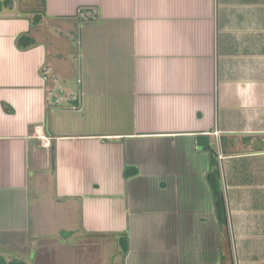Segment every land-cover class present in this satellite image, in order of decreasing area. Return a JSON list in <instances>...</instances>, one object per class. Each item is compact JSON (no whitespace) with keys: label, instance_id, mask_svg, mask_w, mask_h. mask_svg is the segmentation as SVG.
<instances>
[{"label":"crops","instance_id":"1","mask_svg":"<svg viewBox=\"0 0 264 264\" xmlns=\"http://www.w3.org/2000/svg\"><path fill=\"white\" fill-rule=\"evenodd\" d=\"M258 7L222 2L218 68L214 0H0V243L264 264V210L233 211L223 181L222 226L208 182L212 151L222 171L264 157Z\"/></svg>","mask_w":264,"mask_h":264},{"label":"rangeland","instance_id":"2","mask_svg":"<svg viewBox=\"0 0 264 264\" xmlns=\"http://www.w3.org/2000/svg\"><path fill=\"white\" fill-rule=\"evenodd\" d=\"M224 1L232 5L241 3L259 5L258 8H260V10L256 14V17L259 18V26L257 27V30L260 29L262 32L261 34L264 35V29L262 30L264 27V0H214V45L216 66L218 68L219 64L223 62L222 60L224 57L222 55H224L223 51L225 49L223 48L222 43H220L223 34L222 28L225 24L224 21L226 15L221 11L222 2L224 3ZM228 16H231L230 12L228 13ZM230 22H232L231 27L233 29H239L238 25L235 24V19L230 20ZM234 34L235 33H231L230 31L227 32L229 41L232 39ZM220 79L221 78L217 73L216 83H218ZM215 107L217 110L215 113H213V115L215 114L216 123H218L219 113L217 104ZM253 159L254 158H251V160L247 159L248 161L236 158L228 159L224 163V171H222V168H220L222 179H224L223 181L228 186V189L225 190L227 192V197L229 199L231 198L232 204L230 207L233 211L243 208L242 204L238 202V200L242 197H255L256 201L258 202V204L253 206V201H247L246 203L249 204L244 206V208L252 209L253 207H257L260 208V210H264V157L254 160ZM51 239H53V244H64V242L61 241H64V238H62L61 235H59L57 238L52 237ZM90 244L96 245L93 242ZM254 244L258 245V248H264V236L255 241ZM121 248H123V245L120 242L111 244L109 248H85L84 257L86 258L88 256L86 259L83 257L82 248H77L71 253L67 252L66 250L63 253H60V249L58 250V248H49L47 249L48 252H45V248L43 249L44 251H41V253L38 251L35 258L34 253L36 248H32L31 251H28L29 248H26V241L23 237L14 239L4 238L0 243V258L2 257L0 261L1 264H70L71 260L76 258L78 264H116L117 262L121 261L120 255L118 254V252L121 251ZM103 260H105V262Z\"/></svg>","mask_w":264,"mask_h":264},{"label":"trees","instance_id":"3","mask_svg":"<svg viewBox=\"0 0 264 264\" xmlns=\"http://www.w3.org/2000/svg\"><path fill=\"white\" fill-rule=\"evenodd\" d=\"M212 156V169L208 174V182L211 187L215 207L218 213V217L222 226L226 223V205H225V192L223 179L221 176V170L218 163L217 155L214 151L211 152ZM137 171L135 169H127L126 176L135 174ZM2 257L0 258V260ZM5 263V261L3 260ZM1 264V261H0Z\"/></svg>","mask_w":264,"mask_h":264},{"label":"built area","instance_id":"4","mask_svg":"<svg viewBox=\"0 0 264 264\" xmlns=\"http://www.w3.org/2000/svg\"><path fill=\"white\" fill-rule=\"evenodd\" d=\"M40 128H37V134L40 133ZM40 136V135H39ZM43 146L49 148L51 146V140L49 138L44 137L43 139ZM220 159H224V157L220 154Z\"/></svg>","mask_w":264,"mask_h":264}]
</instances>
